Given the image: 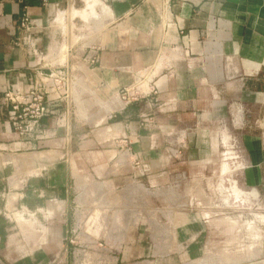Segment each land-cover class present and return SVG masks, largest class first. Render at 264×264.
I'll return each instance as SVG.
<instances>
[{"label":"crops","instance_id":"1","mask_svg":"<svg viewBox=\"0 0 264 264\" xmlns=\"http://www.w3.org/2000/svg\"><path fill=\"white\" fill-rule=\"evenodd\" d=\"M25 13L43 61L20 43ZM60 69L69 98L17 135L4 92ZM218 133L244 143L259 185L264 0H0V264H264V236L243 253L238 217L181 200ZM140 191L154 204H110Z\"/></svg>","mask_w":264,"mask_h":264},{"label":"rangeland","instance_id":"2","mask_svg":"<svg viewBox=\"0 0 264 264\" xmlns=\"http://www.w3.org/2000/svg\"><path fill=\"white\" fill-rule=\"evenodd\" d=\"M221 136L222 134L218 133L209 135L208 137L207 142L209 149L207 152V159L209 164L201 171V173L205 174L203 179L191 181L190 183L180 182L176 184L178 187L191 190L192 195L181 200L183 204L190 205L192 211L197 213L205 212L204 214H206V217L212 220L217 218L225 219L227 225H231L230 223L234 220L233 217H238L240 250L244 253L249 248V240L250 242L251 240L255 242L264 236V223L260 222L258 218V214H264V170L263 167L260 170L262 181L257 186L253 185L257 188L259 193L257 200L249 199L247 202L245 198L235 199L233 196H230L231 193L229 190L232 183L225 179L220 180L218 178L221 171L225 174L228 170L227 168L222 170V166L219 164L220 162L216 164L215 161H219L222 158L229 159L235 157L238 158L239 165H242L243 161L247 160L250 155L248 150L244 147V143L239 139L234 140L231 134H228L229 138L226 143L223 141L224 144L222 148ZM238 137L241 138V135ZM231 167L232 166L228 167L229 170H231ZM246 167L247 165H242L237 173L240 179L238 186L243 190H247L252 186L248 184L244 178V170ZM128 190L129 189H126L124 192H128ZM110 196L112 201L110 204H119L122 209L132 208L131 206L144 207L154 204L152 195L145 192L142 193L141 191L138 194L135 193V195L130 198V202H127V199L121 198L122 195ZM108 199L105 200V204H108ZM101 201L103 200L101 199ZM256 203L263 208L258 210ZM248 223L251 224L250 227H252L253 230L249 229ZM250 234H252V236Z\"/></svg>","mask_w":264,"mask_h":264},{"label":"built area","instance_id":"3","mask_svg":"<svg viewBox=\"0 0 264 264\" xmlns=\"http://www.w3.org/2000/svg\"><path fill=\"white\" fill-rule=\"evenodd\" d=\"M45 4L46 0H42ZM22 36L20 43L27 49L28 55L39 57L43 61V55L36 47V41L32 34V21L27 13L20 20ZM94 63L95 57H89ZM73 78L63 70L49 71L39 70L35 73L34 80L23 90L4 92V104L8 108V120L13 131L19 136H30L36 124L50 114L54 106L64 103L71 94ZM152 95L156 92L152 91ZM121 101L126 105L137 99L134 93L124 90L120 94Z\"/></svg>","mask_w":264,"mask_h":264},{"label":"water","instance_id":"4","mask_svg":"<svg viewBox=\"0 0 264 264\" xmlns=\"http://www.w3.org/2000/svg\"><path fill=\"white\" fill-rule=\"evenodd\" d=\"M222 134V133H221ZM222 138H221V144H222V148H223V144H224V142L223 141H225V143L227 142V140H228V136H226V135H224V134H222V136H221ZM235 140V139H234ZM232 159H235V160H237L236 161V164H234L232 167H231V169L233 168V170H235V172L234 173H236V176L234 177L233 176V178H232V176H231V170H229V168L228 167H230V166H228V165H221L222 166V170H224V169H226L227 168V173H225V174H223L222 173V171L220 172V174H219V179L220 180H223V179H225V180H227V181H230L232 184H231V187H230V190H229V192L232 194L233 192L231 191L232 189H233V186L234 185H236V187H237V189H238V191L240 192L239 193V196H238V198H245V200L248 202V200L249 199H253V200H257L258 199V197H259V193H258V190H257V188L255 187V186H251V187H249L247 190H243V189H240L239 188V186H238V182H239V177H238V172H239V170H240V167L242 166V165H245L244 164V161H243V163H242V165H239L240 163H239V161H238V158H235V157H231V158H222L221 160H223L224 161V163H225V161H227V160H232ZM247 168V167H246ZM229 175V176H228ZM233 196V195H232ZM257 204V208H258V210H260V209H262L263 207H261L258 203H256Z\"/></svg>","mask_w":264,"mask_h":264},{"label":"bare ground","instance_id":"5","mask_svg":"<svg viewBox=\"0 0 264 264\" xmlns=\"http://www.w3.org/2000/svg\"><path fill=\"white\" fill-rule=\"evenodd\" d=\"M101 11H102V10H101ZM95 20H96V19H95ZM62 26H63V28L66 27L65 24H63ZM78 41H79V38H77V37H73V38H72V42H73V43H77ZM49 59H52V57H50ZM231 191H232L233 193H232L230 196L233 195V197H234L235 199L238 198V195H239L240 192L238 191L236 185L233 186V189H232ZM258 218L261 219L262 221H264V214H258Z\"/></svg>","mask_w":264,"mask_h":264}]
</instances>
